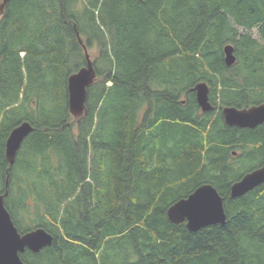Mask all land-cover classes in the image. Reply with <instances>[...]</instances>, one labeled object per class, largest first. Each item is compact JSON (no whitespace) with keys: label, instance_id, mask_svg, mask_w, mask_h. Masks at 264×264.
<instances>
[{"label":"trees","instance_id":"16d2710c","mask_svg":"<svg viewBox=\"0 0 264 264\" xmlns=\"http://www.w3.org/2000/svg\"><path fill=\"white\" fill-rule=\"evenodd\" d=\"M83 45L95 49L96 77L73 117L67 77L85 64ZM199 81L209 85L207 112L192 90ZM262 102L264 0H7L0 194L18 232L52 235L21 259L264 264V183L229 196L264 162V124L228 126L221 115ZM25 120L33 129L10 166L5 142ZM203 183L223 197L225 221L195 232L170 222L167 208Z\"/></svg>","mask_w":264,"mask_h":264},{"label":"water","instance_id":"95a60500","mask_svg":"<svg viewBox=\"0 0 264 264\" xmlns=\"http://www.w3.org/2000/svg\"><path fill=\"white\" fill-rule=\"evenodd\" d=\"M6 2L7 0H3L0 4V15ZM79 41L81 42V39ZM83 50L85 64L67 77V105L69 113L73 117L83 114L87 88L96 77L93 62L85 45H83ZM223 53L226 65L233 64L235 56L231 44L228 43L224 46ZM192 90L201 111L207 112L213 109L207 82H197ZM221 115L224 123L228 126L254 128L264 124V102L245 108L223 106ZM32 129L30 122L25 120L10 131L5 142V157L10 166L14 163L16 153L23 140ZM263 183L264 162L234 181L230 186L229 196L232 198L242 196ZM166 215L172 223H184L190 232H195L208 225L223 223L226 218L223 197L209 183L198 185L186 197L176 200L167 208ZM51 242L52 235L42 227L24 233L18 232L4 206L3 194H0V264H25L20 254L26 249L31 252H38L43 247L49 246Z\"/></svg>","mask_w":264,"mask_h":264},{"label":"rangeland","instance_id":"374dc122","mask_svg":"<svg viewBox=\"0 0 264 264\" xmlns=\"http://www.w3.org/2000/svg\"><path fill=\"white\" fill-rule=\"evenodd\" d=\"M240 30L243 31V29H241V28H240ZM249 32L252 34L253 37H255V38H259V37H258V34H257V30H256V28H253V29L249 30ZM95 54H96V52H95V49H94V50L91 51V56H90V58L93 59L94 56H95Z\"/></svg>","mask_w":264,"mask_h":264},{"label":"flooded vegetation","instance_id":"af4514ba","mask_svg":"<svg viewBox=\"0 0 264 264\" xmlns=\"http://www.w3.org/2000/svg\"><path fill=\"white\" fill-rule=\"evenodd\" d=\"M194 92V91H193ZM195 94V93H194ZM211 102V101H210Z\"/></svg>","mask_w":264,"mask_h":264},{"label":"bare ground","instance_id":"6f19581e","mask_svg":"<svg viewBox=\"0 0 264 264\" xmlns=\"http://www.w3.org/2000/svg\"><path fill=\"white\" fill-rule=\"evenodd\" d=\"M82 40V39H81Z\"/></svg>","mask_w":264,"mask_h":264}]
</instances>
